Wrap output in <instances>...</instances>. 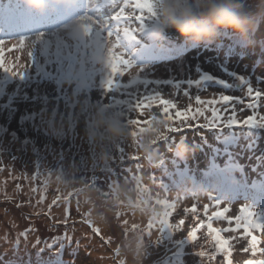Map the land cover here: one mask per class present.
I'll use <instances>...</instances> for the list:
<instances>
[{
    "label": "rangeland",
    "instance_id": "374dc122",
    "mask_svg": "<svg viewBox=\"0 0 264 264\" xmlns=\"http://www.w3.org/2000/svg\"><path fill=\"white\" fill-rule=\"evenodd\" d=\"M98 1L101 0H92V3ZM245 3H250V0H245ZM17 4L23 5L17 0H0V18L5 17L8 12L15 14L26 11V7L21 9ZM110 4L111 2L107 5ZM107 5L99 12L90 14L97 18L110 17L114 10L109 12ZM4 6H9L10 11L5 10ZM125 13L133 18L141 14L135 6H128ZM132 23H129L127 29L139 36V42L147 41L148 46L163 50L162 46L152 43V38L164 47L168 43L175 49L165 52L163 56L168 55L164 59L144 63L138 58L137 36L125 35L124 29L111 37L105 35L102 45H90L87 53L85 52L88 55L93 54L90 71L96 79L95 87L87 94L91 103L94 105L100 101L108 104L113 96L116 99H135L159 93L162 99L172 100L175 107L170 108L167 114L171 116L170 120H166V114L159 102H153L142 110L126 112V122L128 119H136L141 123L129 125V137L124 143L116 145H90L87 142L82 129L88 118L81 115L85 107V95L80 96L79 103L68 98L67 105L63 101L57 106L56 99L49 92L54 87L46 88L47 83L41 82V75L53 77V74L43 70L46 60L41 57L40 44L33 43L36 35L28 34L22 44L20 39L0 44V57L13 71L34 72L33 56L41 66L36 76L30 73L25 81H18L0 69V173L11 174L10 177L0 179V216L8 225L13 244L17 239L20 241L17 249L10 254L11 261L6 260L9 257L5 258L4 254V258L0 256V264H37L35 257L38 252L43 264H169L170 260L171 264H229V260L231 264H245L246 261H264V230L249 229L258 240L256 248L253 249L251 236L247 235L245 227L232 230L230 225L225 226L230 231L225 237L221 236L228 241V250L225 252L218 250L214 234L209 233L207 226L198 228L207 221V217L215 216L214 213L217 212L223 215L228 213L233 217L245 214L240 211L241 206L246 207L245 212L254 215L250 217L254 222H264L261 219L264 218L262 207L248 202L224 203L223 200L218 201L220 203L217 205L214 197L203 192L209 186L210 179L213 181L216 178V175L211 174L216 165L226 168L232 162L243 170L256 162L260 166V172H264V124L253 126L228 123L230 119L242 122L250 115L258 122H264V96L253 102L246 91L247 85H251L264 92V46H241L230 32L222 33L210 44L193 45L174 30L164 33L165 37L162 39L151 34L154 32V17L147 18L146 25L142 27L145 35L150 37L148 38L141 34V29L135 31ZM28 24L32 23L25 22L23 26ZM45 36L51 38L48 34ZM117 36L121 47L114 50L124 54L133 64L121 65L119 72L110 76L126 87L117 92H102L99 81L109 78L111 72L107 64V48L112 47ZM256 36L257 39L264 40V24L259 27ZM63 37L67 39L66 34ZM77 53L76 50L75 54ZM8 54H15L24 63L17 59L9 61ZM171 54L172 58L169 57ZM90 61L91 57L88 56L87 70ZM202 73H210L218 79L228 81L229 88L215 82H202L199 86L176 84L188 79L197 80ZM37 76L40 77L39 81ZM237 77H244L246 80L240 81ZM144 80H172L173 83L145 85L142 83ZM29 83V96L33 94L37 83H40L39 94L47 99H38L35 103L18 102L13 106L19 111H5L4 105L8 102V97L17 94L18 86L22 90ZM127 93L133 95L128 96ZM197 95L202 101L214 100L217 103L197 104ZM222 95L239 99L223 102ZM250 102L256 106L249 108ZM189 106L190 111L197 107L203 109V115L196 120L188 119L182 123L175 113L177 110H187ZM214 108L217 125L198 126L213 120ZM41 109H44L43 119L50 122L47 128L28 122L30 118L26 115L21 116L26 110L39 113ZM73 112L75 115L72 116L71 123L75 125V135L69 130V115ZM148 121L151 124L160 123L161 136L152 147H159L163 155L156 166L150 165L145 159L143 138L151 125L145 123ZM189 124L191 127L187 126ZM177 127L181 129L180 132L168 130ZM61 132L67 133L63 141L59 135ZM132 132L137 135L132 136ZM10 141H23L28 147L21 150L20 143H13L9 147ZM177 141L187 146L183 155L174 147ZM47 144L57 150V158L54 160L49 154L38 169L33 152L36 147ZM127 144L131 149H125ZM223 147L230 148V155L223 153ZM120 148L124 149L123 161L120 160ZM61 150L64 153L63 160L60 161L63 171L57 165ZM13 156L17 159L13 160ZM201 157L205 161H194ZM215 157L218 160L210 159ZM106 162L108 168H104ZM94 163L99 165L95 171ZM196 167L199 170L194 172ZM170 168H173L175 175L170 172ZM194 174L197 178L194 192L186 194L190 175L194 179ZM250 178L256 182L264 180L258 174L251 175ZM243 180L245 179H238L236 184ZM138 192L144 195H139ZM250 195H255V192L252 191ZM205 205L208 206L207 209ZM193 206L195 211H192ZM225 208L228 211L225 212ZM165 213L168 215L165 216ZM145 214L155 223L151 229L145 223ZM9 217L13 219L10 220ZM161 219H167L172 225H179V228L174 230V235L167 233L162 242L155 244L161 235ZM230 223L235 225L234 221ZM13 224H18L19 228L14 230ZM212 225L220 230V235L226 223L222 222V216H215V224ZM193 228H198L196 238L188 241L187 233ZM24 230L27 232L26 238L29 237L26 249V243L22 245V240L16 238L15 234H23ZM66 231L71 238L59 236L48 248L38 250L34 247L37 239L41 240L38 247H43L44 239L62 235ZM3 249L10 252L8 247Z\"/></svg>",
    "mask_w": 264,
    "mask_h": 264
},
{
    "label": "snow or ice",
    "instance_id": "6c2138e0",
    "mask_svg": "<svg viewBox=\"0 0 264 264\" xmlns=\"http://www.w3.org/2000/svg\"><path fill=\"white\" fill-rule=\"evenodd\" d=\"M86 2V9L83 11L82 14L78 15L77 18L79 20L80 23V29H81V38L78 40H83L84 42H87L89 40L92 39H96L98 46L103 44V36L102 33L103 32H107V35L109 37H111L113 35V32L115 31L116 33L119 32V25L121 24V22H126L129 17L125 15V9L123 7L119 8V10L114 11L110 17H104V18H97L94 17L91 13L92 11V0H85ZM131 2L134 4L135 8L139 10V12L141 13L140 15H137L135 17V19L137 21L140 22L141 27L140 29L143 27V23L147 18H152L155 17L156 12L154 9V0H131ZM81 3V0H75V2L73 3V7H75L77 4ZM97 11H99V8L97 7ZM144 13H147V15L145 16ZM95 25V28H94ZM133 31L125 28L123 30V33L125 35H131ZM52 35H56V33H52ZM45 36L44 32H39L36 35L35 40L33 41L34 44L39 43L41 45H44L45 43H47L43 37ZM25 37H20V42L21 44L23 43ZM3 41L0 40V44H2ZM117 47H121L120 46V40L119 37L117 36L116 42L112 45L111 48H107V64L111 69L109 78L107 79H100L99 81V86L100 89L102 90V92H117L119 91L122 87H126L125 85H121L119 82L114 81L113 79L110 78L111 75L113 74H117L119 72V68L121 65L124 66H131L133 63L130 62L129 58H126L124 54H121L117 51H115L114 49H116ZM2 51V50H0ZM30 56H33L32 53H30ZM56 67L55 69H51V68H44V71H48V72H52L53 76L55 77V79L58 81L57 84V96L55 97L57 100L59 99H64L65 104H68V95H67V91L64 90L63 88L60 87V85L63 83V81L65 79L67 80H74L75 81V88L73 89V93L77 96V98L83 93L85 95V99L83 101L84 104V108L81 112V115L86 116L87 118L90 117L91 111L90 109H94L96 107H100L101 109H113V110H117L118 114L121 115H125L126 112H131L133 110H142L144 107L146 106H150L153 102H159L160 105H162L163 107V112L166 114V120H170L171 116H168L167 114L169 113V109L175 107L174 103L172 100H168V99H162L161 96L159 95V93L152 95L149 94L147 96H144L143 98L140 97H136L135 99H116L115 96L111 97V102L108 104H104L100 101H97L94 105L91 103L90 98L88 97V93H90L93 88L96 85V79L95 76L92 72L88 71L87 69L83 68V66L81 67L79 72H75V71H65L64 68L62 67V62L57 59L56 61L53 62ZM33 65L34 67V72L30 71V70H25V71H13L12 67H10L7 64L3 63L2 57H0V69H2L4 74H7L11 77H13L14 79L18 80V81H25L26 78L29 76V74L31 73L33 76H36L37 70L40 69V64L39 62L35 59V57L33 56ZM143 68V66H141ZM227 75L228 73L225 72ZM36 79L39 81L40 77L37 76ZM238 80L243 81L244 77H237ZM43 82V81H41ZM40 82V83H41ZM202 82H215L219 85L224 86L225 88H229L230 83H228V81L223 80V79H218L217 77H214L213 75H211L210 73H202L199 76V79L197 80H192V79H188L186 81H179L176 82L177 86H179L180 83H186L189 86L192 85H201ZM37 83V87L35 89H33V94L31 96H29L28 92H27V88L31 86V83L26 84L23 86V89L21 90V88L18 86L17 87V94L15 96H9L8 97V102L4 105V110L7 111L8 113H16L17 111H19L18 108L14 107L13 105L18 103V102H32L35 103L38 99H47L46 96L41 97L39 94V84ZM143 84L148 85V84H172L173 81L172 80H167V81H159V80H144L142 81ZM247 95L251 98V101H257L259 100L262 96H264V92H261L260 90H256L254 89L251 85H247ZM185 94H187V89L185 90ZM128 96H132V93H127ZM196 102L197 104H215L217 103V101L214 100H208V101H202L201 98L197 95L196 96ZM239 97H232V96H228V95H222L221 96V101L223 102H229V101H233V100H238ZM147 102V104H146ZM250 102L248 104L249 108H253L256 105ZM76 103H79V100L77 99ZM73 109L75 108V104L72 105ZM191 106H189V109L184 110V111H180L177 110L175 113V116L177 118L181 119V122L184 123L185 121H187L188 119H192V120H196L198 116H202L203 115V109L197 107L194 111H190ZM43 112L44 109H41V111L39 113H37L36 111H25L24 114H22L21 116H28L30 118V120L28 122L31 123H38L42 126H44L45 128H47V125L50 123L49 121H45L43 119ZM55 115V113H54ZM75 113H71L69 115V130L73 132V134L75 135V125H73L71 123L72 120V116H74ZM155 120V117H153V121ZM141 123L140 121L136 120V119H128L127 120V124L128 125H137ZM145 123H149L151 124V121L145 122ZM229 124H243V125H258V124H264V122H258L253 116H248L246 119H244L242 122L241 121H237L235 119H230L228 121ZM216 109H213V120L210 121L208 124H200L198 126H216ZM189 127H191V125H187ZM171 132H180L181 129L179 127L177 128H169L168 129ZM141 131H144V129H141ZM132 136H136L137 133L136 132H132L131 133ZM60 135V139L61 141H63L64 138H66L67 133L66 132H61L59 133ZM0 140H2V138H0ZM13 143H20L22 145V149L21 150H26V146L24 144L23 141H10L9 143V147L11 146V144ZM61 149H62V143H61ZM121 155H120V160L123 161L125 159L124 156V149L120 148L119 149ZM33 154L36 156V161H35V165L36 167L39 169L42 166V163L45 162L47 160V156L50 154L53 156L54 160L57 158V150L52 147L50 144H47L45 146L42 147H36L35 151L33 152ZM59 160L57 161V165L60 168V171H63L62 165L60 164V161L63 160V156L64 153L61 150L59 152ZM93 159H95V153L93 152L92 154ZM13 160L17 159L16 156L12 157ZM133 159H136V157H132ZM83 159L82 158V164H83ZM98 164H93V171H95V168L98 167ZM108 164L106 162L104 168H108ZM217 205H219L220 202L216 201ZM207 205H205V208L207 209ZM246 207L241 206L240 211L242 213H245L242 216H237L235 218H229L231 219H235L238 224L237 226L239 227L240 224H243L245 227V231L247 233V235L251 236V244L253 249L256 248V245L258 243L257 237L255 235H252V232L249 231V229H256L259 228L261 230H264V222H254V219H250V217H254V215L251 212H245ZM192 211H195V206H193ZM224 211H228L227 208L224 209ZM168 213H165V216H167ZM214 215L216 217H220L223 215V213L221 212H217L214 213ZM262 220H264V218H261ZM65 223H67V221H65ZM181 224L183 223V221L180 222ZM160 225L161 227L159 228V231L161 233L160 237L158 238V240L155 242V244L160 243L164 240L165 235L167 233H172L174 235V230L179 228V225H172L171 223L168 222L167 219H161L160 220ZM135 227V226H134ZM149 229H151L153 227V224L150 222L148 225ZM199 227H203V223H201V225L198 226ZM198 228H193L191 231H189L187 233V238L186 240L188 241H192L196 238V233ZM207 229L209 231L210 234H214V239L217 243V247L219 251H227V245H228V241L223 239L220 235H219V231L218 229L214 228L212 223H211V217L209 218V222L207 223ZM99 230L97 229V232ZM24 236L27 235V232L23 233ZM59 236H65L67 238H71L72 236L68 234V232L66 231L65 233H63L62 235H55L52 236L51 238H46L43 240V247H38L41 243L40 239H37L36 244L34 245V247H37V249H43V248H48L51 246V244L53 243L55 238H58ZM16 245H18L20 243V241L17 239L16 240ZM147 255V252L145 253ZM37 264H43V260L41 258V255L39 254V252L37 253ZM169 264H171V260L169 262ZM229 264H231V261L229 260ZM245 264H264V261H246Z\"/></svg>",
    "mask_w": 264,
    "mask_h": 264
},
{
    "label": "clouds",
    "instance_id": "9594fccd",
    "mask_svg": "<svg viewBox=\"0 0 264 264\" xmlns=\"http://www.w3.org/2000/svg\"><path fill=\"white\" fill-rule=\"evenodd\" d=\"M33 11L44 12L49 0H24ZM153 31L156 36L174 30L193 45L210 44L222 33L230 32L241 46L251 47L256 32L264 24V0H154ZM90 145H116L127 139L130 128L117 110L96 107L82 129ZM161 136L160 123L149 125L143 138L145 159L153 166L160 163L163 152L153 148ZM183 155L187 146L177 141L174 146Z\"/></svg>",
    "mask_w": 264,
    "mask_h": 264
},
{
    "label": "bare ground",
    "instance_id": "6f19581e",
    "mask_svg": "<svg viewBox=\"0 0 264 264\" xmlns=\"http://www.w3.org/2000/svg\"><path fill=\"white\" fill-rule=\"evenodd\" d=\"M33 13H34V11H32ZM28 12H25L24 13V18H23V20H22V22L23 23H18L16 26H15V28H19V27H21L24 23H25V20L24 19H26L25 18V15L27 14ZM27 18H29V17H27ZM263 24H261L260 25V27L262 26ZM36 26V25H35ZM28 26H26V28H27ZM259 31V30H258ZM257 31V32H258ZM256 32V33H257ZM257 45V47H262V46H264V40H262V39H257V36H255V41H254V43H253V45ZM252 45V46H253ZM47 51H48V54H51V48H48L47 49ZM157 51H161L160 49H158L157 48V50H154L152 53H155V54H152L153 56H155L156 54H158L157 56H159L158 58L159 59H163V58H166V56L168 55V54H165V56H163L162 57V55L161 54H159V52H157ZM53 53H55L54 52V50H53ZM161 56V57H160ZM7 58L9 59V61L10 60H13V59H17L19 62H21V63H24V61H22V58H21V61H20V59L15 55V54H8V56H7ZM31 60H32V58H31ZM32 64H33V61H32ZM40 64V63H39ZM35 66L33 65V68H34ZM246 80V79H245ZM244 80V81H245ZM124 141H126V140H124ZM124 141H121L120 143H124ZM125 149H131L130 147H128V144L126 145V147H125ZM228 151H230V148L228 147ZM170 172L171 173H173L174 175H175V173H174V170H173V168H170ZM3 172H1L0 173V179L1 178H3V177H6V176H8V177H10L11 176V174H9V173H5V174H3ZM3 193V192H2ZM4 194V193H3ZM138 194L139 195H144V194H142V192H138ZM259 195H261V193L260 192H258L257 194H255V195H251V198L254 200V202H256V197L257 196H259ZM261 197H262V195H261ZM137 207V206H136ZM137 209L140 211V213H141V210L137 207ZM150 213H151V211H150ZM9 219L11 220V219H13V218H11V217H9ZM152 223L153 224V226L155 225V223L152 221V219L149 217V215L148 214H145V223H147L148 225H149V223ZM13 227H14V230H16V229H18L19 228V225L18 224H13ZM230 228L232 229V230H237V229H239V227H237L236 225H230ZM24 232H25V230H24ZM16 234V238H19L20 240H22V245L23 244H25V246H24V248L26 249V247H27V245H28V242H29V240H27V239H29V237L28 238H26V236H24L22 233H15ZM12 235L10 234V231H9V229H8V225H6L5 224V221L4 220H2L1 219V216H0V249H2V250H0V256L1 257H3L4 258V254H5V258H7V257H9V259H6V260H9V261H11V253H13L14 252V250L15 249H17V247H18V245L20 244H18V245H16V243H14L13 244V241H12ZM16 242V241H15ZM14 245V246H13ZM4 247H8L9 248V250H10V252L8 251V250H6V249H3ZM55 251V250H54ZM35 259H37V256L35 257ZM142 263H143V261H142ZM16 264V263H15ZM25 264H29L28 262H26Z\"/></svg>",
    "mask_w": 264,
    "mask_h": 264
},
{
    "label": "trees",
    "instance_id": "16d2710c",
    "mask_svg": "<svg viewBox=\"0 0 264 264\" xmlns=\"http://www.w3.org/2000/svg\"><path fill=\"white\" fill-rule=\"evenodd\" d=\"M52 96L53 97H56V95H55V93L54 92H52ZM61 100V99H60ZM62 101V100H61ZM195 162L196 161H198V162H203V161H205V158L204 157H201L199 160H194ZM193 166H195V164H193ZM197 170H199V167H196L195 169H194V172H196ZM166 175H169V174H166Z\"/></svg>",
    "mask_w": 264,
    "mask_h": 264
}]
</instances>
